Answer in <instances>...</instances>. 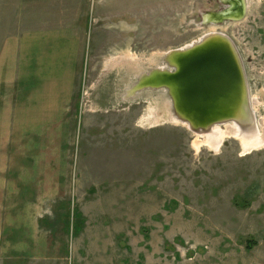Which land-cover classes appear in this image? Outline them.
<instances>
[{
	"label": "rangeland",
	"instance_id": "1",
	"mask_svg": "<svg viewBox=\"0 0 264 264\" xmlns=\"http://www.w3.org/2000/svg\"><path fill=\"white\" fill-rule=\"evenodd\" d=\"M116 1L140 11L133 23L110 20L103 6ZM39 4L0 6V31L69 7L89 18L88 44L69 111L47 134L21 136L20 148L0 144L9 163L0 166V264H264V145L245 151L222 123L214 149L173 118L168 92L124 97L169 50L223 32L244 61L264 136V0H245L243 18L217 23L204 20L224 9L217 0Z\"/></svg>",
	"mask_w": 264,
	"mask_h": 264
},
{
	"label": "crops",
	"instance_id": "2",
	"mask_svg": "<svg viewBox=\"0 0 264 264\" xmlns=\"http://www.w3.org/2000/svg\"><path fill=\"white\" fill-rule=\"evenodd\" d=\"M9 1L13 3L0 0V6L34 8L42 0ZM127 4L116 1L103 7L109 9L112 22L128 25L135 21L134 14L140 11L134 12ZM43 5L58 8L71 4L70 0H43ZM81 5L84 4L81 2ZM69 10V7L60 8L53 10L52 16L36 18L30 14L23 20L29 27H18L13 33L0 31V144L6 146L3 150L11 149V145L20 148L17 146L23 135L47 134L52 121L62 118L74 102L88 44L85 23L89 18L69 14ZM101 11L102 7L98 12ZM77 22L82 23V27L69 25ZM125 31L127 34L130 30ZM126 57L133 64V56ZM134 86L132 83L126 88L125 98L133 96ZM8 164L4 161L0 166ZM1 229L0 222V241L3 239Z\"/></svg>",
	"mask_w": 264,
	"mask_h": 264
},
{
	"label": "water",
	"instance_id": "3",
	"mask_svg": "<svg viewBox=\"0 0 264 264\" xmlns=\"http://www.w3.org/2000/svg\"><path fill=\"white\" fill-rule=\"evenodd\" d=\"M238 2L240 7L235 18L239 20L245 14L246 5L245 0ZM232 15L233 9L222 10L213 15L212 22H222ZM134 88L135 92L147 88L168 92L175 114L177 107H184L183 114L191 126L198 127L200 112L204 110L213 115L214 112L222 114L208 119L207 127L233 122L234 115L241 113L237 112L239 109L256 120L244 61L234 41L223 32L210 31L189 44L169 50L164 64L141 74ZM179 94L184 98L182 105Z\"/></svg>",
	"mask_w": 264,
	"mask_h": 264
},
{
	"label": "bare ground",
	"instance_id": "4",
	"mask_svg": "<svg viewBox=\"0 0 264 264\" xmlns=\"http://www.w3.org/2000/svg\"><path fill=\"white\" fill-rule=\"evenodd\" d=\"M237 12H238V10H233L234 16L238 15V14H236ZM170 58L175 62V58L173 56ZM135 93H136L135 88H133V94H135ZM179 96L181 99L179 101L182 105L184 98H181L182 96L180 94H179ZM176 111H177L176 114H174L175 117H173V118L177 119V120L183 119L184 121H186V118L184 115L185 114V108L184 107H180V108L177 107ZM242 111H244V110L239 109L237 111V112H241V113H236L234 115V116H236V118L233 120V122H224L223 124H226L231 129V132L234 133V135L237 136L239 139H241V142L245 148V151L251 150L253 148H258V147L264 145V136L259 135V131H257V128L255 127L257 124L256 120L254 122L253 120H251L249 118V116L245 112H242ZM214 114L215 115H213V113H211L209 110L208 111H206V110L201 111L200 116L198 118V122L200 124H198V127H195V126H191V127H194V129L196 130L198 135H204L205 136L206 142L208 143L209 146L213 147L214 149H218L219 144H220L221 139H222V135H223V133L221 131H219L218 129L220 128L219 125L222 123L214 124V125H211L209 127H207V125L205 124V122L208 119H210L211 117H215L219 113L214 112ZM221 115L222 114H219V117ZM187 116L189 117V115H187ZM233 125H235L236 128Z\"/></svg>",
	"mask_w": 264,
	"mask_h": 264
},
{
	"label": "flooded vegetation",
	"instance_id": "5",
	"mask_svg": "<svg viewBox=\"0 0 264 264\" xmlns=\"http://www.w3.org/2000/svg\"><path fill=\"white\" fill-rule=\"evenodd\" d=\"M217 1H219L220 3H224V4H226L225 6H224V9H220V10H218L217 12H220V11H222V10H226V9H233V10H235V9H238L239 8V0H217ZM217 12H211L210 14H207V15H205L204 16V20H205V22L206 21H209V22H211V19H208V20H206V17H212L213 18V15L215 14V13H217ZM245 15V14H244ZM233 17L232 18H228V19H225L226 21H229V20H238L237 18H235V17H237V16H234V14L232 15ZM244 17V16H243Z\"/></svg>",
	"mask_w": 264,
	"mask_h": 264
}]
</instances>
